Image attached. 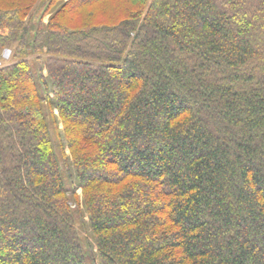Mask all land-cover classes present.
<instances>
[{
    "label": "trees",
    "instance_id": "1",
    "mask_svg": "<svg viewBox=\"0 0 264 264\" xmlns=\"http://www.w3.org/2000/svg\"><path fill=\"white\" fill-rule=\"evenodd\" d=\"M7 47L0 264H264V0H0Z\"/></svg>",
    "mask_w": 264,
    "mask_h": 264
},
{
    "label": "rangeland",
    "instance_id": "2",
    "mask_svg": "<svg viewBox=\"0 0 264 264\" xmlns=\"http://www.w3.org/2000/svg\"><path fill=\"white\" fill-rule=\"evenodd\" d=\"M47 19H48V16H45L44 18H43V22L44 23H46V21H47ZM4 50H9V54H10V59L8 60V61H2V63L1 64H3V65H6V64H8L9 62H11L12 60H11V57H12V53H13V49H12V47H7V48H3L2 50H1V52H0V54H2V52L4 51ZM90 86V85H89ZM81 87H79V89H73V91H68L67 89H65L64 90V92L65 93H69L70 95V97H72V99H71V102L72 101H74L75 99V96L78 94V90H80L81 91V89H80ZM83 93H85V94H87L86 93V91H84ZM70 107H71V105H70ZM60 127H61V124H60ZM68 152V151H67ZM76 194L78 195V197H79V202H81V197H82V191L80 190V189H77L76 190Z\"/></svg>",
    "mask_w": 264,
    "mask_h": 264
},
{
    "label": "built area",
    "instance_id": "3",
    "mask_svg": "<svg viewBox=\"0 0 264 264\" xmlns=\"http://www.w3.org/2000/svg\"><path fill=\"white\" fill-rule=\"evenodd\" d=\"M8 54H9L8 51H5V52L3 53V56H4V57H7Z\"/></svg>",
    "mask_w": 264,
    "mask_h": 264
}]
</instances>
